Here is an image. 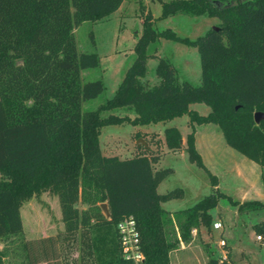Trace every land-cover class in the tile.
Masks as SVG:
<instances>
[{"label": "trees", "instance_id": "1", "mask_svg": "<svg viewBox=\"0 0 264 264\" xmlns=\"http://www.w3.org/2000/svg\"><path fill=\"white\" fill-rule=\"evenodd\" d=\"M123 1L0 0V238L22 233L20 207L43 191L57 196L64 225L57 237L22 242V264H129L121 257L116 228L127 215L136 221L142 264H170V252L180 241H189L193 229L212 227L210 211L220 198L239 212L264 207L259 200L240 202L219 190L217 177L195 147L193 127L217 125L231 148L264 167V120L256 123L253 117L264 111V0H217L221 7L215 0L163 2L162 16L208 13L221 20L216 29L188 41L198 49L201 83L179 82L164 59L157 65L158 83H142L146 45L160 36L177 39L170 30L155 31L146 13L137 55L114 95L95 109H84L83 102L99 95L104 85L101 77L83 80L81 71L94 69L98 55L78 51L74 28L101 20ZM195 102L210 111L203 115L190 109ZM118 108L132 110L134 116L100 115ZM182 114L191 126L184 149L208 172L212 191L171 213L160 203L179 197L181 189L156 190L171 170H154L158 158L145 153L122 159L105 155L99 135L107 125H147ZM163 135L167 148H181L175 126L165 127ZM135 136L140 138L138 131ZM78 202L87 207L79 209ZM254 229L264 235V221ZM61 242L70 247L79 243V255L67 263L60 255ZM224 249L228 259L229 247ZM3 255L0 250V262ZM207 264L224 261L209 254Z\"/></svg>", "mask_w": 264, "mask_h": 264}, {"label": "rangeland", "instance_id": "2", "mask_svg": "<svg viewBox=\"0 0 264 264\" xmlns=\"http://www.w3.org/2000/svg\"><path fill=\"white\" fill-rule=\"evenodd\" d=\"M169 1L124 0L116 11L101 20L84 21L74 28L78 51L95 50L98 55V65L94 69L81 71L83 80L101 77L104 85L99 95L83 102L84 109H95L114 95L127 68L137 55L136 45L144 29L146 13L150 14L149 22L155 31L170 30L177 39L160 36L146 45V72L141 78L142 83L146 86L158 83L156 69L160 59L167 60L173 65L179 82L187 81L194 86L201 83L198 49L188 41H194L204 35L221 20L218 16L208 13L195 15L176 13L162 16V4ZM189 108L203 115L210 111L208 105L200 102L191 103ZM109 113L134 116V112L126 108L102 111L100 115L106 116ZM169 126H175L185 137L191 131L187 114L166 122L147 125L130 123L107 125L102 128L99 135V146L103 154L116 155L121 159L139 153L158 158L153 163V169L169 168L171 171L159 181L157 192L165 194L181 189L179 197L162 201L160 205L166 209L183 210L208 195L212 191V185L208 172L191 161L186 150L167 148L163 130ZM193 127L194 136L196 133L199 137L203 162L217 177L220 191L233 200H239L243 193L254 196L258 191L264 195V167L260 170L255 167L252 172L249 159L226 143L217 125L194 123ZM136 131L139 132L140 138H136ZM138 139L145 145L141 143L137 146ZM251 192L254 194H250ZM76 205L79 209L87 207L81 202ZM250 212H239L227 198H220L218 205L210 213L213 221L221 223L222 231L212 227L207 230L203 226L198 230L193 229L191 239L187 242L182 241L184 249H177L180 246L178 244L171 251L173 264H207L209 254L220 259L224 249L217 244L219 238H224L225 246H229V240L234 237L232 258L228 262V259H224V264H264V240H257L258 233L253 226L264 221V207ZM20 214L22 233L0 238V250L4 252L0 264H22L24 255L22 242L49 236L57 237L64 229L59 201L52 192L43 191L24 201L20 207ZM174 228L176 233V227ZM79 246V243L70 247L66 242H61L59 244L61 258H65L67 263L70 259L76 258L79 255ZM245 254L248 259H243L246 257Z\"/></svg>", "mask_w": 264, "mask_h": 264}, {"label": "built area", "instance_id": "3", "mask_svg": "<svg viewBox=\"0 0 264 264\" xmlns=\"http://www.w3.org/2000/svg\"><path fill=\"white\" fill-rule=\"evenodd\" d=\"M116 228L121 257L129 262V264H142L144 254L140 247L139 231L133 215L124 216L117 223ZM212 228L218 231L221 230V223L219 221H213ZM257 240L262 241L264 240V237L258 234ZM217 244L224 249V246L226 245L225 239L219 238ZM224 259H226L225 249L223 255L220 257L221 261Z\"/></svg>", "mask_w": 264, "mask_h": 264}, {"label": "crops", "instance_id": "4", "mask_svg": "<svg viewBox=\"0 0 264 264\" xmlns=\"http://www.w3.org/2000/svg\"><path fill=\"white\" fill-rule=\"evenodd\" d=\"M195 127V126H194ZM189 133V132H188ZM185 142H186V137L185 136H183L182 134H181V139H180V143H181V148L180 149H178V150H180V151H184L185 149H184V147H185ZM195 147H196V149H197V151L200 153V155L202 156V158H204V156H203V154L201 153V150H200V148H199V137H198V135L195 133ZM171 150V149H170ZM250 161V163L249 162H247V163H249L250 165V168H251V170H252V172H253V170L255 169V167H258V169L260 170L261 169V166H259V165H257L256 163H254L253 161L251 162V160H249ZM250 194H254L253 192H251ZM259 200V201H261L262 203H264V195H263V193L262 192H258V191H256V195H247L246 193H243L242 194V196H241V198L238 200L237 199V201H240V202H242V201H246V200ZM163 208V207H162ZM163 209H165V210H167L168 212H174V211H177V210H172V209H166V208H163ZM236 209H237V207H236ZM179 210H181V209H179ZM255 211H257V210H255ZM255 211H251L250 213H253V212H255ZM261 222V221H260ZM260 222H258V223H260ZM263 222V221H262ZM258 223H255V224H258ZM254 224V225H255ZM253 225V226H254ZM221 231H222V229H221ZM235 239V237L234 238H231V240H229V242H228V244H229V250H230V256H229V258H228V260H227V262L228 261H230L231 260V256H232V251H233V243H232V240H234ZM179 248H177V249H179V250H182V249H184V243L182 242V241H180L179 242ZM171 253L172 252H170V264H173V259H172V255H171ZM246 255V254H245ZM242 257V256H241ZM243 259H248V257H247V255H246V257L245 258H243ZM176 262V261H175Z\"/></svg>", "mask_w": 264, "mask_h": 264}, {"label": "water", "instance_id": "5", "mask_svg": "<svg viewBox=\"0 0 264 264\" xmlns=\"http://www.w3.org/2000/svg\"><path fill=\"white\" fill-rule=\"evenodd\" d=\"M213 3L218 6V7H221V3L217 0L213 1ZM214 29H216L217 27H213ZM253 117H254V121L256 123L260 122L261 120H264V111L261 112V111H257L253 114ZM141 143H143V145H145V143L141 140V139H138L137 141V146H139ZM100 207H101V210L103 212V214L105 216H108L109 215V212H108V208H107V205L106 203H101L100 204Z\"/></svg>", "mask_w": 264, "mask_h": 264}]
</instances>
